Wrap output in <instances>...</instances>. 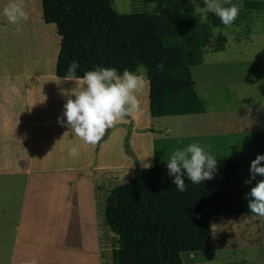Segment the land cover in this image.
<instances>
[{
  "label": "trees",
  "instance_id": "obj_1",
  "mask_svg": "<svg viewBox=\"0 0 264 264\" xmlns=\"http://www.w3.org/2000/svg\"><path fill=\"white\" fill-rule=\"evenodd\" d=\"M141 1L139 11L118 12L112 0H41L44 22L55 23L61 37L56 74L67 77L72 60L79 64L77 76L94 66L133 70L143 64L152 117L203 112L191 68L205 54L226 49L228 37L213 33L214 27L224 26L211 12L201 21L190 0ZM229 2L237 0L225 6ZM242 4L233 25L264 9V0ZM256 144L263 154L262 142ZM164 152L154 142V163L146 169L136 164L132 178L104 199V224L115 235L113 264H183L182 254L208 248L213 216L249 212L237 160L215 156L213 179L199 185L185 179L181 193L161 160Z\"/></svg>",
  "mask_w": 264,
  "mask_h": 264
},
{
  "label": "rangeland",
  "instance_id": "obj_2",
  "mask_svg": "<svg viewBox=\"0 0 264 264\" xmlns=\"http://www.w3.org/2000/svg\"><path fill=\"white\" fill-rule=\"evenodd\" d=\"M227 1L220 0L224 6ZM111 4L118 12L143 8L141 0H112ZM196 6L202 9L197 11ZM203 7V0H195V15L206 21L203 17L208 11ZM214 28L222 29L221 33L228 37L226 49L205 54L203 61L191 68L194 88L205 110L148 115L155 145L165 149L162 161L166 162L174 149L198 142L214 157L222 155L237 160L245 195L261 179L257 176L252 184L243 182L249 176L250 161L260 152L257 139L263 144L264 154V9L252 11L247 19L230 28ZM35 29L48 38L41 26ZM128 139L127 131L120 142L124 157L134 161L133 166L126 165L127 169L105 175L67 171L49 177L14 176V181L19 183L61 184L63 201L66 197L70 201L63 212L62 250L41 252L32 248L31 264H113L110 253L115 235L104 224L103 207L107 193L130 180L138 164ZM120 157L122 160L121 154ZM0 180L6 181L8 177L0 176ZM90 198L93 200L87 202ZM212 221L208 248L195 254H182L183 264H264V218L248 212L216 215ZM20 257L23 259L24 255Z\"/></svg>",
  "mask_w": 264,
  "mask_h": 264
},
{
  "label": "crops",
  "instance_id": "obj_3",
  "mask_svg": "<svg viewBox=\"0 0 264 264\" xmlns=\"http://www.w3.org/2000/svg\"><path fill=\"white\" fill-rule=\"evenodd\" d=\"M11 2L0 0V176L8 177L0 180V264H31L32 248L62 250L63 212L70 201H63L61 184L19 183L14 176L49 177L67 171L105 175L127 169L134 163L120 148L127 131L138 165H152L155 140L148 115L149 84L138 94V110L106 130L95 145H83L58 124L69 98L62 90L78 87L72 80L59 81L65 77L55 72L61 37L55 23L44 22L41 0H22L26 18L15 24L3 15ZM72 145L80 149L76 157L68 154Z\"/></svg>",
  "mask_w": 264,
  "mask_h": 264
},
{
  "label": "clouds",
  "instance_id": "obj_4",
  "mask_svg": "<svg viewBox=\"0 0 264 264\" xmlns=\"http://www.w3.org/2000/svg\"><path fill=\"white\" fill-rule=\"evenodd\" d=\"M190 2L195 5V0ZM203 2L207 11L218 17L224 28L233 25L243 7L242 0L229 2L228 6H224L220 0ZM200 9L202 8L196 6L197 11ZM3 15L13 24L26 18L22 0H12L3 9ZM206 18L207 13L203 19ZM221 31L220 28L213 29L214 34ZM78 68V62L72 60L67 67V77L59 79L75 81L76 85L78 82V87L68 91L62 90V95L69 98L63 106L62 117H57V123L67 127L83 145H95L107 129L138 110V94L145 90L150 82L148 70L143 64L136 65L133 70L94 66L91 70L84 71L82 76H77ZM79 151L76 145L68 148V154L72 157L78 156ZM162 162L168 176L171 177V183L181 193L186 190L185 179L195 185L213 179L218 163L216 158L198 142L174 149L166 162ZM150 166V163H143L145 169ZM248 171L249 176L243 181L245 184H252L257 176L261 179L256 180L245 193L247 209L252 214L264 218V154H257L250 161Z\"/></svg>",
  "mask_w": 264,
  "mask_h": 264
}]
</instances>
